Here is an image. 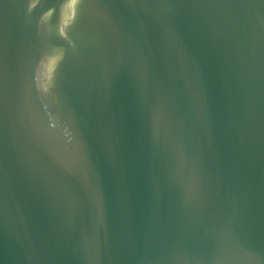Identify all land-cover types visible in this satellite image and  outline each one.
<instances>
[{
	"label": "water",
	"instance_id": "obj_1",
	"mask_svg": "<svg viewBox=\"0 0 264 264\" xmlns=\"http://www.w3.org/2000/svg\"><path fill=\"white\" fill-rule=\"evenodd\" d=\"M0 264H264V0H0Z\"/></svg>",
	"mask_w": 264,
	"mask_h": 264
}]
</instances>
